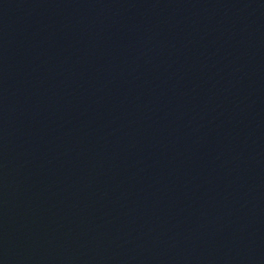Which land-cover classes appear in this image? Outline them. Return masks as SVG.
Segmentation results:
<instances>
[{"label":"water","instance_id":"obj_1","mask_svg":"<svg viewBox=\"0 0 264 264\" xmlns=\"http://www.w3.org/2000/svg\"><path fill=\"white\" fill-rule=\"evenodd\" d=\"M0 264H264V0H0Z\"/></svg>","mask_w":264,"mask_h":264}]
</instances>
